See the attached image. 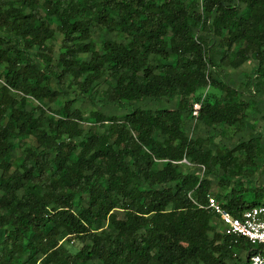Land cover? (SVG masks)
<instances>
[{
	"label": "trees",
	"instance_id": "16d2710c",
	"mask_svg": "<svg viewBox=\"0 0 264 264\" xmlns=\"http://www.w3.org/2000/svg\"><path fill=\"white\" fill-rule=\"evenodd\" d=\"M0 78V264H250L264 0H0Z\"/></svg>",
	"mask_w": 264,
	"mask_h": 264
},
{
	"label": "built area",
	"instance_id": "2783aa9c",
	"mask_svg": "<svg viewBox=\"0 0 264 264\" xmlns=\"http://www.w3.org/2000/svg\"><path fill=\"white\" fill-rule=\"evenodd\" d=\"M204 99V94L193 101L192 117L197 120ZM183 162L192 165L187 159ZM200 174H203L204 166L200 165ZM189 197L200 207L208 209L218 216L222 232L232 236L237 241L239 238H246L252 244L259 246L256 253L249 257L250 264H264V203L245 209L240 215H235L213 195H208L205 203L199 202L194 198L192 192Z\"/></svg>",
	"mask_w": 264,
	"mask_h": 264
},
{
	"label": "rangeland",
	"instance_id": "374dc122",
	"mask_svg": "<svg viewBox=\"0 0 264 264\" xmlns=\"http://www.w3.org/2000/svg\"><path fill=\"white\" fill-rule=\"evenodd\" d=\"M116 37V35H114V38ZM61 41H62V37L60 34H57V38L56 40L53 42L54 45H55V52L57 54L58 50H59V47H60V44H61ZM252 62L248 61L246 62L242 67H240L239 69H237L236 71L232 72L231 76L234 80L235 83H239L240 81H244L246 80V77H245V73L247 72H250L252 71ZM0 83H2V79L0 78ZM259 102L257 103V106L260 107L262 109V113H254L253 115V118L257 121V124L259 125L260 128H263L264 126V119L262 117V114H264V108H263V101H264V93L259 95ZM147 107H150V108H153L156 106V104H154L152 101H148ZM88 109H92V108H98L99 106H93L92 104H88L87 105ZM104 110L108 111V112H111V111H114L116 113H120L122 112L121 110H118L116 109L113 105L111 106H108L107 108H104ZM85 126H89L88 124H85ZM192 134V133H191ZM238 139L237 136H233V135H227L224 140L227 141V142H236ZM200 171V170H199ZM263 170L260 171V173L258 174L256 180L257 182H259L260 184L264 185V171L262 172ZM215 188V187H214ZM263 201H264V198H263ZM240 257L246 261L247 259V253L245 251H242L240 253ZM230 263L231 264H234V260H230Z\"/></svg>",
	"mask_w": 264,
	"mask_h": 264
},
{
	"label": "crops",
	"instance_id": "0c3cea01",
	"mask_svg": "<svg viewBox=\"0 0 264 264\" xmlns=\"http://www.w3.org/2000/svg\"><path fill=\"white\" fill-rule=\"evenodd\" d=\"M194 121V120H193ZM259 124V123H258Z\"/></svg>",
	"mask_w": 264,
	"mask_h": 264
}]
</instances>
